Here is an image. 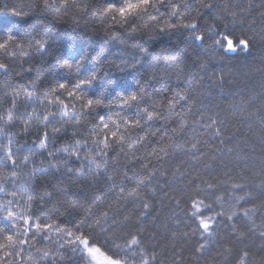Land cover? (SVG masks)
<instances>
[{"label": "trees", "instance_id": "1", "mask_svg": "<svg viewBox=\"0 0 264 264\" xmlns=\"http://www.w3.org/2000/svg\"><path fill=\"white\" fill-rule=\"evenodd\" d=\"M43 0H0V8L5 4L9 8L15 7L21 15H13L10 11H0V37L11 31L21 39H28L38 36L47 42V50L37 52L35 49H27L29 55L24 58L23 75L16 76L17 72L22 71L20 67L21 57L17 54L13 59L0 50V63H7L9 69L7 72L0 69V113H6L10 106V93L12 88H25L32 93L31 99H25L23 93L17 101V108L14 110V121L11 125L0 122V127L4 132H0V176L6 179L0 180V186L4 191H0V204H7L12 200V211L17 214V228L13 227V222L6 218V213L0 211V228L6 232L18 231L26 227L19 215L31 216L33 219H39L41 223L59 224L61 228L71 227L69 222L81 219L89 207L94 212L106 207L108 203H115L119 192V186L129 187L128 181L117 180V187L113 188L112 183L105 181L103 177L101 182L95 186L89 185L86 176L89 175L85 168V175L73 173L69 178L63 165L59 172L49 167L48 161L41 163L40 160V132L37 130V124L42 121L45 110L55 112V118H50L48 123L49 130L52 127H59L62 123L60 118V109L55 105H47V100L52 99L51 89L57 88L58 84L63 82L71 85L77 82L78 77L83 78L94 69L103 68L109 72L108 83L100 87L103 81H97L93 85L84 86L82 92L85 98H96L101 92L113 93L120 92L127 94L136 90L140 83L146 85L145 95L154 97V91L161 89H176L177 87L187 89L199 97L197 104L193 107L194 118L200 113L211 115L218 120H222L227 125L224 145H216V149H208V157L200 164L194 163L190 154L181 150L183 138H177L173 147L169 150V155L163 161V167L167 171L166 176L159 173L153 178L152 186L157 188L155 197L149 196L153 200V210L151 215H156V220L151 218L143 221L146 226L144 233V243L148 250L152 251L156 246V251H163L165 257L171 258L173 251L183 247L184 256H190L198 243L203 242L199 235L187 239L180 237L176 241V247H173L169 239V231L177 230L173 225L175 218L184 219V210L186 208V197L181 200L177 206L173 199H161V193L169 191V187L174 190V194H184L189 185V180H195L198 176L204 179L227 180L225 172L233 177H237L240 171L250 179L253 173L260 171L261 158L264 157V143H262L258 133L260 132L259 120L264 118V109L252 118L239 117V107L243 106L247 111H254L261 108L264 103V44L259 42V35L262 32V26L257 17L256 22L251 23V17H248L243 24H232L231 18L222 13L223 19H213V14L207 9H200V29L204 30L208 25L215 24L221 30L223 25L228 24V31L236 34L247 33L252 36L257 34V41L254 46L247 51L237 50L228 52L226 50L216 51L211 48V41L205 39L203 42L192 39L191 32L183 27L171 28L166 25L175 24L179 17H170L168 13L171 9L168 4L173 0H167L165 7L159 9L161 16L152 11V16L156 17L159 23L153 22L151 29H138L136 32L121 28L119 25H112L111 20H105L101 15L102 10L109 2L119 3L120 0H83L84 4L90 6V11L83 12L77 9L69 8H49L45 10L42 7ZM71 2V0H70ZM80 0H77L79 3ZM176 3H188L196 5V0H174ZM219 8L226 4L236 10L237 6H247L252 4L253 14L262 10L264 0H214ZM51 3V0H50ZM184 11V9H180ZM195 16V12H193ZM137 23H148V20L137 21ZM111 25V30H107ZM160 29H165L161 31ZM13 51V49H10ZM82 55L89 57L84 67L79 73L75 69V61ZM173 57H180L189 65L195 63V67L189 68V72L199 71V62L197 57L208 60V65L199 75L204 79L200 84H194L191 81H180L179 84L175 78L176 64ZM95 58V61L92 60ZM72 64L70 69L66 65ZM31 68V71L27 69ZM209 77H213L209 79ZM223 77L222 82L218 79ZM31 81V85L28 82ZM170 95V93H169ZM114 93L108 96L106 103L113 100ZM65 104L69 105L68 115L72 117V123L65 125L63 134L56 138V146H62L72 132L79 131L81 134H88L94 126L100 125V117H105L106 122L118 121L127 113L132 115L136 108L134 106L122 108L119 101L112 103L111 107L96 106L91 111L88 108L81 109L82 101H75L62 94ZM40 101H45L41 104ZM243 101L241 105L240 102ZM73 106L75 111L73 112ZM143 107V105L141 106ZM35 110V113H34ZM177 112L181 111L177 107ZM28 114H33L31 126L27 134L22 131V125L28 119ZM119 114V115H117ZM5 120L7 116L5 115ZM79 122L78 125L76 122ZM154 129H165L169 131L173 125H166L162 120L150 122ZM235 124L238 131L232 128ZM252 125V130H248V125ZM42 131L43 124L40 125ZM201 129H197V132ZM13 133L10 137V147L15 154L18 165L13 168L10 163H4L3 145L9 144L7 133ZM192 133L189 132L188 135ZM80 138V137H77ZM186 138V137H185ZM53 137L49 136L48 149L51 150ZM156 138H149L148 151L155 146ZM92 145H90L91 147ZM234 149L228 153L227 149ZM143 151V149H141ZM248 159H244V155ZM29 157L27 164L23 158ZM63 154L58 155V160H64ZM149 159H151L149 157ZM123 161V157H121ZM210 163L211 167L205 169L203 163ZM155 164L156 162L153 161ZM77 161L73 160L69 167H78ZM138 171L143 174L139 167V162L135 165ZM179 166V170H177ZM95 165H93V168ZM15 172V176L12 172ZM122 171V165L117 169H110L109 175H114ZM175 172V176L173 173ZM180 172L184 173L183 186L180 185ZM129 176H132L129 173ZM214 183L216 181H213ZM254 185L259 183V179L253 181ZM227 185L220 184L213 194L225 192ZM16 192V196L10 193ZM50 194V195H49ZM102 196V201H97L93 206V195ZM259 188H254V195L259 196ZM173 193H170V197ZM31 197V199H29ZM124 203V202H122ZM130 209L132 205L127 204ZM207 214V213H205ZM243 223V221H240ZM168 224L169 230H165L163 225ZM181 229L187 231L183 225ZM216 231L218 233L217 242L222 243L220 237L228 236L230 228L223 224H218ZM153 233L155 235L153 236ZM51 236V242L40 240L38 247L54 249L59 242H62L55 232L47 233ZM2 239V237H0ZM256 240V244H259ZM215 248H211L202 259H209L214 253ZM257 257L264 255L257 251ZM3 253L0 252V257ZM232 258L226 261V264H233ZM55 264H88L87 256L82 259L80 253L73 254L70 250L66 251L63 258L56 261Z\"/></svg>", "mask_w": 264, "mask_h": 264}, {"label": "snow or ice", "instance_id": "2", "mask_svg": "<svg viewBox=\"0 0 264 264\" xmlns=\"http://www.w3.org/2000/svg\"><path fill=\"white\" fill-rule=\"evenodd\" d=\"M83 0L77 3V0H43L42 7L47 10L51 8L77 9L78 11L88 12L90 6L84 4ZM167 0H120L119 3L109 2L102 10L101 15L105 20H111L112 25H119L121 28L136 32L138 29H151L153 22L159 23L156 17L152 16L155 11L161 16L159 9L165 7ZM171 11L170 17H179L175 24L166 25V27L177 28L183 27L191 32L192 39L203 42L206 38L211 41V48L216 51L226 50L235 52L238 49L242 51L250 50L257 41V34L253 33L248 36L247 33L236 34L228 31V24L223 25V30L217 25H208L206 29H200V9H207L213 14V19L222 20V13H226L231 18L232 24H243L248 17H251V23H255L259 17L260 23L264 26V5L262 10L253 14L252 4L247 6H237L232 10L227 4L219 8L214 0H196V5L188 3L168 4ZM184 9V11H180ZM152 10V11H150ZM0 11H10L13 15H21L15 7L9 8L7 4ZM195 12V16H193ZM148 20V23H137V21ZM107 30H111V25ZM161 31L165 29H160ZM264 32V27H262ZM259 42L264 44V34L259 35ZM13 49V51H10ZM27 49H35L37 52L47 50V42L38 36L28 39H21L11 31L0 37V50L13 59L17 54L20 55V67L22 71L17 72L16 76L23 75L24 58L29 55ZM176 64L175 78L179 84L180 81L200 84L203 77L199 72L205 71L208 60L197 57L199 62V71H187L195 67V63L189 65L180 57H173ZM95 61V58H92ZM89 57L82 55L75 61L76 72L79 73L84 67ZM72 68V64L66 65ZM0 69L8 71L7 63H0ZM31 71V68L27 69ZM109 72L103 68L94 69L83 78L71 85L59 83L57 88L51 89L52 99L47 100V105H55L60 109V118L62 123L59 127L48 128L50 118H55L56 113L45 110L43 119L37 124V130L42 138L39 139L41 153L40 160L43 163L48 161L49 167L59 172L60 166L63 165L66 172L71 178L72 174L85 175V168L89 175L86 176L89 185L95 186L101 182V178L111 182L112 187L116 188V181H128L129 187L119 186V195L115 203H108L106 207L94 212L89 207L84 216L73 222H69L71 227L61 228L60 225L51 223H41L40 220L33 219L31 216L19 215L26 227L18 231L6 232L0 228V264H55L56 261L63 258L66 251L73 254L80 253L83 259L87 256L88 264H202L205 254L215 248L212 256L204 260V264H226L229 258L233 259V264H264V255L257 257V251L264 253V157L261 158L260 171L253 173L252 178L245 176L243 171L239 172L237 177H233L229 172H225L227 180L219 181L215 177L212 180L197 177L195 180L188 181V189L182 195L174 194V190L169 187V191L161 193V199L171 198L177 206L181 200L186 197V208L184 210V219L175 218L173 225L177 230L169 231V239L176 247V241L183 237L187 239L189 235L197 234L203 242L198 243L187 259L184 256L185 249L177 248L173 251L171 258L165 257L163 251H156V246L149 251L148 246L144 243V233L146 226L143 221L151 218L156 220V215H151L153 210V200L149 196L155 197L157 188L152 186L153 178L159 173L166 176L167 171L163 167V161L170 153L177 138H183L181 150L190 154L191 160L200 164L205 158L211 160L215 157H208V149H216V145H224L227 137L225 135L227 125L222 120L211 115L200 113L194 118L192 109L197 104L199 97L195 94V89L189 92L187 89L177 87L176 89H161L154 91V97H148L146 85L137 84L136 90L127 92V94L115 92L113 89V100L106 103L108 96L101 92L96 98H85L81 91L84 86H90L97 81L108 83L107 77ZM213 77H209L212 79ZM221 82L223 77L218 78ZM31 85V81L28 82ZM23 93L25 99H31L32 93L21 87L12 88L10 93V106L6 113H0V122L11 125L14 121V110L17 108V101ZM66 93L67 97L75 101H82L81 109L88 108L89 111L96 106L111 107L116 100L122 108L134 106L136 111L132 115L125 113L118 121L106 122L105 117L101 116L100 125L94 126L88 134H81L79 131L71 133L67 141L62 145L56 146V138L63 134L65 125L72 123V117L68 115L69 105L65 104L62 94ZM170 93V95H169ZM45 104V101H40ZM243 104V101L240 102ZM143 105V107H141ZM177 107L181 111L177 112ZM261 109H264V103L261 108L254 111H247L245 107H239V117L252 118L256 116ZM75 107L73 106V112ZM35 113V110H34ZM5 115L7 120H5ZM119 115V114H117ZM33 114H28V119L23 122L22 131L27 134ZM162 120L166 125H173L170 134L167 129L161 132L160 129H154L150 122ZM78 121L76 124L78 125ZM43 124L41 131L40 125ZM260 132L258 135L264 143V118L259 120ZM201 131L197 132V129ZM237 130L235 124L232 125ZM248 130H252V125H248ZM0 132L4 128L0 127ZM191 132V135L188 133ZM13 133H7L9 144L3 145L4 163H10L13 168L18 165L17 158L10 147V137ZM49 136L53 137L51 150L48 149ZM80 137V138H77ZM186 137V138H185ZM149 138H156L155 146L148 151ZM90 145H92L90 147ZM143 149V151H141ZM228 153L234 151L233 148L227 149ZM63 154L66 159L58 160V155ZM123 157V161L121 160ZM149 157L151 159H149ZM244 159H248L245 154ZM27 164L29 157L23 158ZM77 161L78 167H69L73 161ZM153 161L156 163L154 164ZM139 162V167L143 174L138 171L134 165ZM93 165L95 167L93 168ZM122 171L109 175L110 169L120 168ZM205 169L210 168V163H203ZM179 170V166H177ZM129 173L132 176H129ZM15 176V172H12ZM175 176V172L173 173ZM184 173L180 172L179 182L183 186ZM259 179V183L254 185L253 181ZM6 177L0 176V180ZM213 181H216L215 183ZM227 185L225 192L213 194L218 185ZM254 188H259V196L254 195ZM0 191L4 188L0 186ZM170 193H173L170 197ZM16 196V192L10 193ZM50 195V194H49ZM31 199V197H29ZM103 197L93 195V206L97 201H102ZM124 202V203H122ZM132 207L129 209L127 204ZM12 200L7 204H0V211L6 213V218L13 222V227L17 228L16 221L18 216L12 211ZM207 213V214H205ZM243 221V223H240ZM223 224L230 228L228 236L220 237L222 243L217 242L218 233L217 225ZM181 225L187 229H181ZM165 230H169L168 224L163 225ZM55 232V235L62 242L57 244L54 249L41 248L37 245L40 240L51 242V236L47 233ZM155 233H153V236ZM259 240V244H256Z\"/></svg>", "mask_w": 264, "mask_h": 264}]
</instances>
